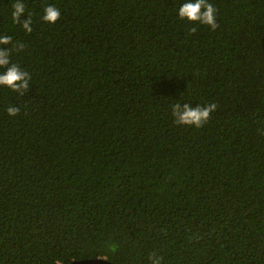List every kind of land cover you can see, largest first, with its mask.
Returning <instances> with one entry per match:
<instances>
[{
	"label": "trees",
	"instance_id": "obj_1",
	"mask_svg": "<svg viewBox=\"0 0 264 264\" xmlns=\"http://www.w3.org/2000/svg\"><path fill=\"white\" fill-rule=\"evenodd\" d=\"M14 2L31 80L0 87V264H264V0H209L215 31L184 0H23L30 34ZM177 102L218 107L178 126Z\"/></svg>",
	"mask_w": 264,
	"mask_h": 264
},
{
	"label": "clouds",
	"instance_id": "obj_2",
	"mask_svg": "<svg viewBox=\"0 0 264 264\" xmlns=\"http://www.w3.org/2000/svg\"><path fill=\"white\" fill-rule=\"evenodd\" d=\"M12 20L15 24H19L27 32L33 31L32 16L31 14L25 15L26 8L23 0H15L12 3ZM44 14L42 20L48 24H56L61 18V13L58 8L53 5L44 7ZM216 9L213 7L209 0H184V3L178 9V16L181 20H186L190 24L206 25L215 31L218 28L216 22ZM197 28H190L191 33H196ZM0 87H6L11 91L25 95L30 86L31 76L23 70L18 64L13 63L11 56L13 51L22 52L25 45L16 41L13 42L11 36L0 35ZM216 104H208L205 106L193 107L189 103H175L171 107L174 121L178 126H187L202 128L211 118V114L217 110ZM9 116H16L20 113V108L10 106L7 109ZM149 264H163V257L157 255L155 252L149 256ZM56 264H61L59 260Z\"/></svg>",
	"mask_w": 264,
	"mask_h": 264
},
{
	"label": "water",
	"instance_id": "obj_3",
	"mask_svg": "<svg viewBox=\"0 0 264 264\" xmlns=\"http://www.w3.org/2000/svg\"><path fill=\"white\" fill-rule=\"evenodd\" d=\"M63 264H118L107 258L95 257V258H82L69 261Z\"/></svg>",
	"mask_w": 264,
	"mask_h": 264
}]
</instances>
